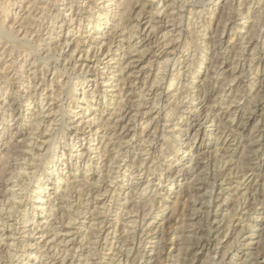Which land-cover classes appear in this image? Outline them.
Here are the masks:
<instances>
[{
    "label": "rangeland",
    "instance_id": "obj_1",
    "mask_svg": "<svg viewBox=\"0 0 264 264\" xmlns=\"http://www.w3.org/2000/svg\"><path fill=\"white\" fill-rule=\"evenodd\" d=\"M121 1L112 0L113 9L107 11L108 16L92 27L91 21L106 4L104 0H0V28L18 39L30 40L29 46L19 41V46L13 45L15 49L0 39V171L27 187L24 191L17 186L15 193L11 185L5 189L0 181V234H4L6 243H13L0 258V264H52L47 259L48 251L55 252L60 261L67 248L75 249L66 256L69 264L71 261L72 264H161L158 254L167 259L163 264H218L225 251L228 257L221 264H264V0H151L154 6L150 5L148 11L156 12L159 6V10H167L176 17L168 23L161 13L162 21L156 19L161 21L159 30L154 31L156 36L154 33L147 36L151 27L148 30L145 24L138 36L143 32L144 35L134 37L133 42L148 39L139 45L148 51L141 59L144 74L131 96L136 107L132 114L136 118L129 124L132 130L127 137L109 141L105 132L110 129L102 123L113 118L120 96L118 87L109 85L113 73L107 74L105 68L107 62L109 66H117L113 59L106 58L109 49L106 36L116 32L117 44L128 45L125 39L122 41L127 30L114 29ZM139 3L133 2L125 16L141 9ZM90 35H104V42H92L91 47ZM78 39L80 46L71 58ZM179 41L184 47L168 55L171 60L168 68L167 53ZM116 47L109 54L120 55L122 49L115 50ZM98 59L101 61L96 62ZM84 63L93 65L92 69L82 71L80 65ZM160 66L167 68L159 73L165 71V79L154 86ZM105 75L111 80L103 84ZM67 80L69 85L63 93L57 89V82L66 84ZM158 86L168 93L162 99L165 106L159 117L156 109L149 111L153 97L161 90ZM84 91L89 93L87 100L83 99ZM141 92L146 96L143 99ZM57 93L61 97L55 96ZM204 94L210 99L207 106L211 111L207 113L205 109L198 116L193 106ZM194 96L200 98L193 99ZM231 103L240 107L235 123L251 117L245 128L239 129V122L228 121L229 113L224 109ZM63 111L71 127L59 130ZM206 113L209 119L214 114H221L222 119L215 117L212 123L204 117ZM94 116L101 118L89 128L86 121ZM39 120H42L40 128L50 123L53 129L40 135V129L34 128ZM149 122L148 135L157 123L158 128L148 145L145 139L149 136L144 135L142 128ZM188 127L189 135L180 131ZM226 137L231 140L228 145L232 143L229 151L221 143ZM119 142L123 144L120 146ZM33 145L39 147L33 149ZM31 148L33 151L29 152ZM25 149L28 154L12 160V153ZM34 153V164L29 166L27 160ZM196 157L204 161L198 169ZM12 170L16 173L10 175ZM226 175L228 180L222 183L221 176ZM197 179L201 182L197 183ZM214 182L211 198L209 191ZM194 185L203 188L195 189ZM42 196L56 205L55 213L66 205L74 212L73 222L65 229L59 228L60 237H50L53 231L41 237L49 223L54 227L62 224L50 215V203L36 206ZM8 197H16L19 202L10 218L8 210L5 211L10 203ZM226 198L227 201H222ZM215 213L219 220L213 231L215 242L211 248L198 251V246L211 238ZM24 216L28 223L22 221ZM2 219L15 224L13 235L11 228L2 226ZM38 222L40 226L32 232ZM251 230L255 233L253 238L249 236ZM47 241L49 245L45 246ZM58 242L61 243L55 251L51 246ZM248 242L253 244L246 245Z\"/></svg>",
    "mask_w": 264,
    "mask_h": 264
},
{
    "label": "bare ground",
    "instance_id": "obj_2",
    "mask_svg": "<svg viewBox=\"0 0 264 264\" xmlns=\"http://www.w3.org/2000/svg\"><path fill=\"white\" fill-rule=\"evenodd\" d=\"M19 1V0H18ZM111 1L112 0H104V2H106V6L104 5L103 7H101L100 8V12L99 13H97V15H96V18L94 19V20H92L91 22H92V27H95L96 25H97V22L98 21H101V20H104L107 16H108V13H107V11H111L112 9H113V3H111ZM175 1V0H174ZM184 1V0H183ZM57 2V1H56ZM133 2H136L137 4H138V2H140L139 3V6L141 7V9H139L138 11H136V13H134V15H132V16H130V17H126L125 15L127 14V12H128V10H129V8H132V7H130L131 5H132V3ZM176 2V1H175ZM182 2V1H181ZM196 3V2H195ZM172 4H174V3H172ZM197 4V3H196ZM135 5V4H134ZM133 5V6H134ZM150 5H152V6H154V3L153 2H151V0L149 1V0H143V1H139V0H122L121 2H118V6L117 7H122V9H118V13H117V16H116V20L118 21L116 24H114V29H118L119 27H121V31L122 32H124V31H126L127 30V32H126V35H123V38H122V41H123V39H125V41L126 42H128L127 44V46L125 45V43H122L121 45H118L117 44V42L115 41L116 40V38H115V34H116V32H113V33H111L112 35H111V37L110 36H106V38L108 39V41H107V45L109 46V49H108V51H107V55H106V58L107 57H109L110 59L109 60H114L115 61V63H117V66H109V64H108V62L106 63V66H105V68H107V74H108V72L110 71V74H112L113 73V77H114V79H112V81H111V83L109 84L110 85V87H118V93H119V96H120V100L119 101H117L116 103L118 104L117 105V107H114V116H113V118L111 117L109 120H107V121H110V122H103L102 124L103 125H105V127H106V129H110V131H108V130H106V132H105V139H108L109 141H111V139H113L114 137H117V138H125V137H127L128 135V133L132 130L131 129V125H129L131 122H133L134 121V119L136 118L135 117V113H133L132 114V112H133V107H134V101H131L132 100V98H131V96H132V94L134 93L133 92V88L135 87V85H136V83L138 82V80L140 81V77L144 74V66H141L142 65V62H141V59H143V57L145 56V54H146V51H148V49L147 50H143L142 48H140L139 47V45H140V43L141 42H143V40H147L148 41V39H146V38H140V40L139 41H136V42H133L134 41V37H141L142 35H144V32H143V34L141 35V36H138V34L143 30V26L146 24L147 26H145V28H148V30L150 29V27H151V29H150V31H148L147 29V31H148V33H147V36L149 37L150 35H151V33H154V35L156 36V32H154L155 30H159V25H158V21L156 20L157 18H159L161 21H162V16L160 17V15H161V13H163V16H165V18H164V20H165V22L167 21L168 23H170V21H174L175 20V15H171L172 13H168V11L167 10H159V6L157 7V9H156V12H154V11H152L151 9H150V11H148V9L150 8ZM226 5H228V4H226ZM169 6V5H168ZM167 6V7H168ZM181 6V5H180ZM72 7V6H71ZM107 7H109V8H107ZM111 7V8H110ZM170 7V6H169ZM229 7V6H228ZM152 8V7H151ZM175 8H176V6H175ZM174 8V9H175ZM178 8V7H177ZM183 8V7H182ZM85 10V9H84ZM88 10H90V9H88ZM131 10V9H130ZM264 10V9H263ZM60 12V11H59ZM129 13V12H128ZM93 15V14H92ZM94 16V15H93ZM172 16V17H171ZM114 19V20H115ZM180 19V18H179ZM247 19V18H246ZM144 20H146L145 22H143ZM199 20V19H198ZM82 21V18H80V22ZM161 21H159V22H161ZM181 21V20H180ZM2 22H3V20H2ZM164 22V21H163ZM100 23V22H99ZM176 23V22H175ZM255 24V23H254ZM188 26V25H187ZM1 27V26H0ZM253 28V27H252ZM1 30H0V39H4L5 40V42L6 43H10V46H19L20 44H19V41H20V43H21V41H23L22 39H18L17 38V35L15 36L14 34H12V32L10 33V32H8V30L7 29H4V28H0ZM3 29V30H2ZM160 32V31H159ZM192 32V31H191ZM110 33V32H109ZM181 33L182 32H180V34L179 35H181ZM249 33V32H248ZM158 34V33H157ZM27 35V34H26ZM146 35V34H145ZM166 35L167 34H164L163 35V37H166ZM248 35V34H247ZM171 36V35H170ZM97 37H101L100 39H98ZM144 37V36H143ZM27 38H29V37H27ZM26 38V40H24L23 42L25 43V44H27L28 46H29V44H30V40H28ZM136 38V39H137ZM170 38V37H169ZM104 39H105V36L104 35H102V36H94V35H90V37H89V40L91 41V47H92V42H95V43H99V42H101V41H103L104 42ZM150 39V38H149ZM100 40V41H99ZM171 40V39H170ZM177 40V39H176ZM175 40V41H176ZM67 39H66V43H67ZM151 41V40H150ZM172 41V40H171ZM80 42H81V39L79 40H77V43H78V45H77V47L76 48H74V51L72 52V54H71V58L72 57H74L73 55H74V53H75V51L77 50V48H79V46H80ZM145 43V42H144ZM1 44V43H0ZM117 44V45H116ZM159 44V43H158ZM169 44V42H167V43H165V45L164 46H167ZM175 44V43H174ZM205 45V44H204ZM13 46V47H14ZM36 46V45H35ZM105 46V45H104ZM114 46H117L116 48H115V50H119V49H122V52L120 53V55H118V56H116V55H114V54H116V53H112V54H109V53H111L112 52V50H113V47ZM206 46V45H205ZM13 47H11V48H13ZM22 47V46H21ZM38 47V46H37ZM62 47V46H61ZM90 47V48H91ZM100 47H102V45L100 46ZM182 47H184V44L183 43H180V41L179 42H177L174 46H173V48L171 49V52L170 53H167V57L168 58H166L165 59V61L166 62H168V68L170 67L169 65V63H170V56H168V55H174V54H176V53H178V50H180ZM15 48V47H14ZM29 48V47H28ZM103 48V47H102ZM139 48L140 49H142L141 51L139 50ZM203 48V47H202ZM254 48V47H253ZM16 49V48H15ZM32 49V48H31ZM89 49V48H88ZM101 49V48H100ZM99 49V50H100ZM188 49V48H187ZM29 50V49H28ZM30 51V50H29ZM35 51V50H34ZM95 51H97V50H95ZM58 52V51H57ZM86 52H89V50L88 51H86ZM98 52V51H97ZM29 53V52H28ZM59 53V52H58ZM223 53V52H222ZM49 54V53H48ZM106 54V53H105ZM195 54V53H194ZM254 56V55H253ZM40 57H41V54H40ZM39 57V58H40ZM48 57V56H47ZM46 57V58H47ZM52 58L54 57V56H51ZM51 57H49V58H51ZM253 59V58H252ZM256 59V58H255ZM178 62L179 61H181V60H179V58L177 57V59H176ZM15 61V60H14ZM44 61V60H43ZM98 61H101V59H98V60H96V62H98ZM164 61V62H165ZM177 61H176V63H177ZM11 63V62H10ZM193 63V62H192ZM61 64V63H60ZM252 64V63H251ZM47 65H48V62H47ZM59 65V64H58ZM173 65H175V63L173 64ZM80 66H82V68H81V70L82 69H86L85 70V72H88V71H90V69H92L91 67L93 66H91L90 64H81ZM99 67H100V65H98ZM151 66V65H150ZM193 66V65H192ZM46 67V66H45ZM112 67H117V68H112ZM184 67H185V65H184ZM55 68V67H54ZM61 68V67H60ZM162 68L164 69V67L163 66H160V68H159V71L157 72V75H156V78L154 79V81L156 82H154L153 83V85L155 86V84H158V85H160V83L162 82V81H164V79H165V71H167V68L166 69H164L165 71H163L162 73H164V74H162V75H159V73L161 72L160 70H162ZM194 68V67H193ZM234 68V67H233ZM46 69H49V68H47L46 67ZM56 70H59V67H56L55 68ZM54 69V70H55ZM64 69V68H63ZM99 70V69H98ZM234 70V69H233ZM241 70V69H240ZM49 70H47V72H48ZM65 71V70H64ZM83 71V70H82ZM81 71V72H82ZM210 71V70H209ZM58 72V71H57ZM178 72H180V70H178ZM101 73L102 74H104L105 73V71H101ZM85 74V73H84ZM87 74V73H86ZM209 76V75H208ZM36 77V76H35ZM105 79L104 80H102V82H103V84L105 83L106 84V82H108V81H110L111 80V77H108V75H105ZM43 78V77H42ZM31 79V78H30ZM43 80L45 81V74H44V78H43ZM42 81V80H41ZM70 81V80H69ZM69 81L67 80V83L65 84H63V83H58L57 82V84H58V87H57V89L58 88H60V89H58V90H60V91H62L63 93H64V88H65V86L68 84L69 85ZM117 81V82H116ZM173 77L171 78V84L173 83ZM55 82V81H54ZM96 82H97V80H96ZM114 82H116V83H114ZM37 83V82H36ZM151 83V82H150ZM230 83V82H229ZM259 83V82H258ZM97 85H98V82L96 83ZM170 84V86H172ZM37 85V84H36ZM67 85V86H68ZM108 85V84H107ZM34 86V85H33ZM32 86V87H33ZM55 86V85H54ZM70 86H71V88H70V91H73L74 89H73V84L72 83H70ZM124 86H128V88L129 89H126V90H124ZM223 86V85H222ZM31 87V88H32ZM193 87H195V86H193ZM33 89H36V88H34L33 87ZM158 89H161L160 90V92H157L155 95V97H153V104H152V107H149L150 109H149V111H151V110H154V109H156L157 110V114H159L158 115V117L160 116V111H162L163 110V108H164V106L165 105H163V103L161 104V102L163 101L162 99H163V97L164 96H166V95H168V93L167 92H165L164 91V89L162 88V86H158ZM191 89L193 90L194 88H192V86H191ZM29 90V89H28ZM230 90V88H228V90L227 91H229ZM35 91V90H34ZM59 92V91H58ZM117 92V91H116ZM226 92V91H225ZM31 93H33V92H31ZM67 93L68 94H70L68 91H67ZM142 93V92H141ZM140 93V94H141ZM148 93V92H147ZM189 93V92H188ZM61 93H57L55 96H59ZM88 94L89 93H86V91H84L83 92V99H86L87 100V96H88ZM180 94V93H179ZM240 94V93H239ZM91 96H92V98L95 96V91H93V92H91V94H90ZM105 95H107V93H105ZM241 95V94H240ZM31 96V95H30ZM34 96V95H33ZM145 96V94L144 93H142L141 94V99H143V97ZM188 96H190V95H188ZM193 96V95H192ZM239 96V95H238ZM60 97H61V95H60ZM146 97V96H145ZM183 97V96H182ZM72 98V97H71ZM74 98V97H73ZM185 98V97H184ZM198 98H200L199 96H194L193 97V99H198ZM239 98V97H238ZM237 98V99H238ZM54 99V98H53ZM17 100V99H16ZM184 100V99H183ZM209 98L207 97V95L206 94H204V96H203V98L202 99H200V101H199V103L197 104V105H194L193 107H195V111L197 110V115L199 116V115H201L203 112H204V110L206 109V112L207 113H209V111H211V107H208L207 105H208V102H209ZM235 100V99H234ZM239 100V99H238ZM140 101V100H139ZM233 101V100H232ZM260 101V100H259ZM144 101H140V104L141 105H144V103H143ZM215 102V101H214ZM138 104V103H137ZM201 105L200 106V108L198 109V105ZM236 104H237V102H236ZM235 103H231V105H229V106H227V107H225V109H224V111H225V113H229L228 114V116H229V119L230 120H228L229 122H230V124H238V122L239 121H236V123H235V120L236 119H238L237 117L239 116V112H240V107H239V104L238 105H236ZM62 105V104H61ZM139 105V104H138ZM141 105H139V106H141ZM185 106V105H184ZM59 107H61V106H59ZM134 108H136V107H134ZM167 108V107H166ZM207 108H208V110H207ZM14 110V109H13ZM16 110V109H15ZM61 111H62V109H61ZM137 111H138V109H137ZM201 111H203V112H201ZM60 112V111H59ZM172 112V111H171ZM12 113V112H11ZM138 113H139V111H138ZM142 113H144V115L147 113V112H142ZM167 113V112H166ZM206 113V115L204 116L207 120H209L210 122H212V123H214V121H215V117H219V119L221 120L222 119V115L221 114H214V118H212V119H209L210 117H208L209 116V114H207ZM40 114H41V112H39L38 114H37V117H39L40 116ZM13 115V114H12ZM65 115H66V112L65 111H63L62 112V118H61V128H59V130H63L64 128H66V126H70L71 127V124L69 123V122H66V120H65ZM221 115V116H220ZM96 116V115H95ZM94 116V118L92 119H88L86 122H87V125H88V127L89 128H91L92 126H93V124H95L96 125V120L98 119H100L101 117H95ZM112 116V115H111ZM167 116V115H166ZM157 117V116H156ZM165 118V117H164ZM248 118V121H245V122H243V120L242 119H240V122H239V125H237L238 126V128L239 129H242V128H245V126L247 125V123L251 120V117H247ZM244 119V118H243ZM157 120V119H156ZM41 121L42 120H39V122L38 121H36L35 122V126L36 127H34V128H36V129H40L39 130V132H40V135H44V133H46V132H48L49 130H51V129H53V128H51L50 129V127H51V124L49 123V125H47V126H45L44 128L42 127V128H40V126H41ZM84 121V120H83ZM221 122V121H220ZM228 122V123H229ZM31 123V122H30ZM158 123H159V121H158ZM158 123L155 125V127H154V129H153V131H152V133H150L149 135H148V130H149V127L151 126V122H149L148 123V126H145L144 128H142V130L143 129H145V132H144V135H148L149 137H147L146 139H145V142H147V144L149 145L150 143H152V141L154 140V138H155V136H156V132H157V128H158ZM218 124V123H217ZM220 126V125H219ZM222 126V125H221ZM75 127V126H74ZM133 127V126H132ZM33 128V129H34ZM76 128H78V127H76ZM220 128V127H219ZM79 129V128H78ZM99 129V128H98ZM32 130V129H31ZM35 130V129H34ZM91 131H92V129H90ZM172 130V129H171ZM177 130V129H176ZM189 130H190V127H188L186 130H180L181 132L183 131V132H185V135H189L190 133H189ZM53 131V130H52ZM225 131V130H224ZM64 132V131H63ZM62 132V133H63ZM219 132H222V131H219ZM238 132V131H237ZM96 133V132H95ZM139 133V132H138ZM226 133H229V131H227ZM90 134H92V132L90 133ZM135 135V133H133V136ZM132 136V137H133ZM182 136V135H181ZM226 136V135H225ZM224 136V137H225ZM131 137V138H132ZM229 137V136H228ZM228 137H226L227 139H225V140H223L221 143L223 144V146H227L225 149L226 150H228L229 151V146L232 144H230V145H228V142H230L231 140H228ZM53 139V138H52ZM91 139V138H90ZM12 140V139H11ZM50 141V140H49ZM90 141V140H89ZM192 141V140H191ZM259 141V140H258ZM27 142V141H26ZM52 143H53V140H52ZM116 143V142H115ZM240 143V142H239ZM35 144H36V142H35ZM34 144V145H35ZM121 144H123V143H121V142H119V144L118 145H120L121 146ZM33 145V149L36 147V148H38L39 146V144L38 145H36V146H34ZM41 145V144H40ZM50 145H51V143H50ZM48 146V147H51V146ZM53 145V144H52ZM12 146V145H11ZM10 145H9V147H11ZM8 147V146H7ZM41 147V146H40ZM249 147V146H248ZM33 149L31 148L30 149V151L29 152H32L33 151ZM89 149H91V147H89ZM105 149H107V148H105ZM119 149V148H118ZM224 149V148H223ZM222 149V150H223ZM13 150H14V148H13ZM50 150V149H49ZM145 150V149H144ZM147 150V149H146ZM22 152L21 153H17V152H14V153H12V156H11V158H12V160H14L18 155L20 156L21 154H28L27 153V151H26V149L25 150H21ZM106 151V150H105ZM10 152V151H9ZM47 152V151H46ZM224 152H226V151H224ZM84 152H82V153H80V155H79V158L82 156V154H83ZM150 153V152H149ZM210 153V152H209ZM8 154V153H7ZM35 154L36 153H34V154H32L31 155V157L29 158V160H27L29 163L27 164V165H29V166H32L34 163V161L33 160H35ZM246 154V153H245ZM10 155V154H9ZM24 156V155H23ZM63 156H65V153H63ZM62 156V157H63ZM103 156V155H102ZM144 156V155H143ZM25 157V156H24ZM223 157V156H222ZM18 158V157H17ZM154 158V157H153ZM197 158V160H196V169H198V168H200V166H202V164H203V159L201 160V158H198V157H196ZM243 158V157H242ZM26 159V158H25ZM28 159V158H27ZM44 160V159H43ZM220 162V161H219ZM156 163V162H155ZM251 163V162H250ZM164 164V163H163ZM210 164V163H209ZM240 164V163H239ZM25 166V165H24ZM34 166H36V165H34ZM40 166V165H39ZM218 166V165H217ZM158 169V168H157ZM25 170V169H24ZM109 170H110V168H109ZM205 170V169H204ZM13 171L14 170H12V172H10V175H12V173H13ZM88 171V170H87ZM15 172V171H14ZM16 173V172H15ZM14 173V174H15ZM17 173H19V172H17ZM30 173V172H29ZM108 173V172H107ZM115 173V172H114ZM133 173V172H132ZM237 173V172H236ZM26 174H27V172H26ZM82 174L86 177V173L85 172H82ZM227 174V173H226ZM8 175H9V173H8ZM30 175V174H29ZM28 175V176H29ZM216 175V174H215ZM253 175V173L250 175V176H252ZM21 176V175H20ZM103 176V173L102 174H100V177H102ZM250 176H248V178H250ZM14 177H16V176H14ZM84 177V178H85ZM216 177V176H215ZM11 178H13V177H11ZM11 178L10 177H6V174H5V171H0V181H2V183H4L5 184V186H4V188L6 189L9 185H11L10 186V189H12V191H14L15 193H16V187L17 186H19L18 187V189H21V190H24L25 191V189L27 188L26 186L24 187V185L21 183V180H19V181H17L16 179V181L14 180V181H12L11 180ZM24 178V177H23ZM22 178V179H23ZM198 178V177H197ZM86 179V178H85ZM215 179V178H214ZM220 179V178H219ZM221 179H222V183L223 182H226L227 180H228V178H227V175H226V177L225 176H221ZM220 179V180H221ZM216 180V179H215ZM60 181V180H59ZM82 181V180H81ZM200 183L201 181L199 180V179H197V183ZM82 183V182H81ZM221 183V184H222ZM80 184V183H79ZM78 184V185H79ZM214 184H215V182L213 183V186H212V190L211 191H209V197H211L212 198V196H213V192H214ZM216 185V184H215ZM231 185V184H230ZM3 187V186H2ZM29 187V186H28ZM75 187V186H74ZM194 187H195V189H202L203 188V186H199V187H196V185H194ZM3 188V189H4ZM79 188V187H78ZM81 189V188H80ZM221 190H222V187L220 188ZM28 190V189H27ZM96 190V189H95ZM106 190V189H105ZM55 191H56V189H55ZM55 191L54 192H51L50 194H49V196H51V194L53 193H55ZM80 191V190H79ZM9 193V192H8ZM80 193H82V192H80ZM12 194V193H11ZM10 194V195H11ZM104 194V193H103ZM138 194V193H137ZM84 195V194H83ZM95 195H96V193H95ZM8 196V195H7ZM18 196V195H17ZM16 196V197H17ZM133 196V195H132ZM16 197H13V199H9V197H8V199H9V205H8V207L5 209V211L6 210H8V213L10 214V215H8L9 216V218H10V216H14V213H15V211H17V207H19V202H17V198ZM55 197H56V195H54L53 196V198L55 199ZM178 197V196H177ZM7 198V197H6ZM22 198V197H21ZM21 198H19V199H21ZM70 198H71V195H70ZM219 198V197H218ZM228 198V197H227ZM227 198L225 199V200H222V201H227ZM37 199V198H36ZM52 199V198H51ZM38 201L40 202L39 203V206H38V204L36 205L37 207H39L40 208V204H42V203H50V206H49V209H50V215H52L55 219V221H57V219L59 220V222H61L62 224L60 225V226H56V227H54V224H48V227H47V229H45L44 231V234H42L41 235V237H44L45 235H47V233L48 232H51V231H53V233H52V235L50 236V237H53V239L54 238H57V236H59V232H61V229H59V228H61V227H64V229H65V227H68L67 225L68 224H71L73 221H72V216H73V214H74V212L73 211H71V207L69 208V206H68V209H67V205L66 206H61V207H59V209H57V210H59L58 212H56L55 213V207H56V205L55 204H53V202L52 201H49V199H45V196H42V197H40V198H38ZM151 201V200H150ZM7 202V201H6ZM127 202V201H126ZM211 202V201H210ZM71 203V202H70ZM178 203V202H177ZM4 204H6V203H4ZM69 205V204H68ZM72 205V204H71ZM1 207V206H0ZM236 208V207H235ZM238 208V207H237ZM47 209V208H46ZM1 210V209H0ZM74 210V209H73ZM81 210V209H80ZM94 210V209H93ZM96 211V210H95ZM125 211V210H124ZM176 211V210H175ZM4 212V211H3ZM215 212V211H214ZM236 212V211H235ZM119 213V212H118ZM117 213V214H118ZM124 213V212H123ZM126 213V212H125ZM196 213V212H195ZM87 214V213H86ZM98 214V213H97ZM104 214V213H103ZM128 214V213H127ZM130 214V213H129ZM7 215V214H6ZM185 215V214H184ZM124 216V215H123ZM50 217V216H49ZM74 217V216H73ZM212 217H214L213 218V221H212V223H211V228L212 229H210L211 230V232H212V234H211V238H209L208 239V241H206L205 243H202V244H200L199 246H198V251L200 250L201 251V249H202V251H203V249H207V248H211L212 246H213V244H214V242H215V238H212L214 235V233H213V231H214V229H216V223H218L219 222V220L217 219V217H216V213L212 216ZM7 219V218H6ZM6 219H2V226L4 227V228H6L7 230L8 229H10L9 231H10V233L13 235L14 233H13V230H12V227H14V225L15 224H11V223H9V221L8 220H6ZM74 219H75V217H74ZM212 220V219H211ZM22 221H24L25 223H28L29 221H28V218H26L25 216L23 217V220ZM76 221V220H75ZM47 222V221H46ZM100 222V221H99ZM67 223V224H66ZM98 223V222H97ZM100 223H102V221L100 222ZM109 223V222H108ZM151 223V222H150ZM164 223V222H163ZM184 223V222H183ZM188 223V222H187ZM40 224H41V222H38L37 224H35V228H34V230H32V232L33 231H35V230H37V228L40 226ZM57 224V223H56ZM137 224V223H136ZM46 225V224H45ZM58 225V224H57ZM93 225V224H92ZM91 226V225H90ZM94 226V225H93ZM105 226V225H104ZM133 226V225H132ZM160 226V225H159ZM90 228H92V226L91 227H89V229ZM64 229H62V230H64ZM88 229V230H89ZM100 229H103V228H100ZM116 229H117V227H116ZM14 230H15V228H14ZM68 231H70V230H68ZM90 231V230H89ZM88 231V232H89ZM110 231V230H109ZM115 231V230H114ZM164 231V230H163ZM251 232V234L249 235L250 237H254V235H255V233H253V230H251L250 231ZM67 233V232H66ZM86 234V233H85ZM114 234H116V233H114ZM210 234V233H209ZM3 233L2 234H0V258H3V255L5 254V250L7 249V247H8V249L9 248H11L12 247V245H13V243H10V242H5L4 241V239H3ZM92 235V234H91ZM96 235V234H95ZM99 235V234H98ZM141 235V234H140ZM60 237V236H59ZM85 237V236H84ZM89 237V236H88ZM62 238H65V237H62ZM82 238V237H81ZM176 238H178V237H176ZM62 241H66V240H64V239H61ZM207 240V239H206ZM44 241V240H43ZM70 240H67L66 241V243H68ZM91 241V240H90ZM48 242L49 241H47V242H45L44 243V245L46 246L47 244H48ZM53 242H55V241H53ZM60 243L61 242H58L57 244L56 243H54L53 244V246H51V247H53V248H55L54 250L56 251V248L60 245ZM90 243V242H89ZM115 243V242H114ZM251 244H253L252 242H248L246 245H251ZM49 245V244H48ZM52 245V244H51ZM118 245V244H117ZM232 245V244H231ZM233 245H234V243H233ZM68 246V245H67ZM78 246V245H77ZM74 248V247H73ZM124 248V247H123ZM130 249V248H129ZM215 249V248H214ZM181 250V249H180ZM73 251V249L71 250V248H67L64 252H66L65 253V256H64V254H62V255H60L61 257H60V261H58L57 260V258L56 257H58V256H56L55 255V252L53 253V254H51V251L49 250L48 251V255H47V259H50L51 260V262H52V264H58V263H60V264H67L68 262H70V259H68L66 256H67V254H70V252L71 253H73V252H75V249H74V251ZM197 251V252H198ZM217 251V250H216ZM229 251V250H228ZM45 252V251H44ZM61 252V251H60ZM129 252V251H128ZM162 252V251H161ZM58 253V252H57ZM7 254V253H6ZM61 254V253H60ZM90 254V253H89ZM127 255H128V253H126ZM197 254V253H196ZM213 254V253H212ZM222 254V253H221ZM12 255V254H11ZM162 254H158V256H159V261L161 262V264H163V262L165 263V261H167V259L166 258H163L162 256H161ZM216 255V254H215ZM228 255V253L225 251V252H223V254L222 255H220L222 258H220V261H219V263L221 264V263H223V261L224 260H226V258L228 257L227 256ZM5 256V255H4ZM7 256V255H6ZM95 256V255H94ZM10 257V256H9ZM9 257H8V259H9ZM51 257V258H50ZM73 257V256H72ZM11 258V257H10ZM149 258L152 260L153 259V256H149ZM11 260V259H10ZM46 261H48V260H46ZM154 261V260H153ZM44 262V261H43ZM58 262V263H57ZM87 262V261H86ZM126 262H127V260H126ZM91 263V262H90ZM111 263V262H110ZM216 263V262H215ZM218 263V264H219ZM69 264V263H68ZM71 264H72V261H71ZM85 264V263H84ZM89 264V263H88ZM127 264V263H126Z\"/></svg>",
    "mask_w": 264,
    "mask_h": 264
}]
</instances>
